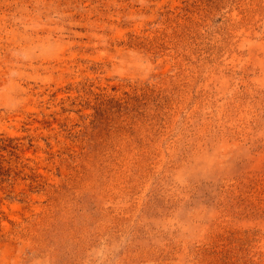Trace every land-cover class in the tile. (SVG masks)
<instances>
[{"label": "rangeland", "instance_id": "rangeland-1", "mask_svg": "<svg viewBox=\"0 0 264 264\" xmlns=\"http://www.w3.org/2000/svg\"><path fill=\"white\" fill-rule=\"evenodd\" d=\"M0 264H264V0H0Z\"/></svg>", "mask_w": 264, "mask_h": 264}]
</instances>
